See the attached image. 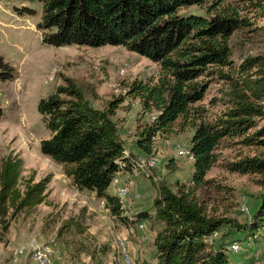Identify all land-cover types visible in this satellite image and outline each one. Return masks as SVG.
<instances>
[{"label":"trees","instance_id":"16d2710c","mask_svg":"<svg viewBox=\"0 0 264 264\" xmlns=\"http://www.w3.org/2000/svg\"><path fill=\"white\" fill-rule=\"evenodd\" d=\"M22 1L40 5L37 28L43 45L122 47L158 66L154 83L133 81L127 88L128 96L138 97L142 116L156 112L155 119L145 122L134 141L138 150L149 154L154 137L166 135L174 127L192 129L188 187L179 186L172 192L159 185L152 201L153 214L138 212L127 218L130 222L150 218V227L159 225L152 241L154 264H233L226 254L227 241L241 233L245 241L264 238V192L250 220L241 226L228 219L207 217L203 202L195 197L199 187L217 186L205 175L216 161L214 150L223 140L237 139L242 146L264 149V55L246 57L233 66L227 43L233 32L249 24L247 14L241 17L238 13L258 11L263 16L264 2L242 0L241 7L226 6L217 12L220 0ZM203 5L214 15L180 13ZM214 77L225 88L218 101L223 108L212 117L198 104ZM11 78L12 69L0 58V82ZM214 101H210L211 106ZM121 103L122 98H117L95 109L72 81L64 79L63 85L36 104L49 135L39 142V153L59 165L76 190L104 200L116 217L121 216L120 204L108 188L112 178L129 171L132 158L124 155L112 121ZM21 168L17 157L8 156L0 163V217L8 209L14 216L47 203L49 178L36 183L28 179L20 190ZM224 168L229 173L264 176V155L243 157L225 163ZM71 228L78 235L83 232L76 222L69 221L61 225L57 236ZM213 233L217 239L211 238Z\"/></svg>","mask_w":264,"mask_h":264},{"label":"rangeland","instance_id":"374dc122","mask_svg":"<svg viewBox=\"0 0 264 264\" xmlns=\"http://www.w3.org/2000/svg\"><path fill=\"white\" fill-rule=\"evenodd\" d=\"M241 1L220 0L217 12L226 6L241 7ZM180 13L214 15L206 5L188 7ZM40 14L37 2L0 0V58L12 69V78L0 82V163L8 156L21 159L20 190L28 179L36 183L49 178L45 190L47 203L14 216L8 209L0 217V264H35L32 248L41 245L56 251L51 264H126L120 253L123 249L129 264H154L152 241L159 225L150 227V218L140 222H130L127 218L138 212L153 214L152 201L159 185H165L172 192L179 186L188 187L192 160L179 156L177 149L189 151L192 129L174 127L170 133L154 137L149 154L138 150L134 141L149 116H142L138 97L128 96L127 88L133 81L154 83L159 75L158 66L122 47L43 45L37 28ZM245 14L250 18L249 24L233 32L227 41L233 66L246 57L264 55V15L257 11L240 12L238 16ZM64 79L72 81L95 109L122 98L112 121L119 138L124 140L125 151L132 158L149 156L158 162L153 170H138L137 176L130 178L134 182L132 187L136 182L138 185L135 189L129 188L119 217L109 212L104 200L76 190L62 174L61 167L39 153V142L49 135L36 112V104L63 85ZM224 85L215 77L209 81L198 104L207 115L213 117L223 108L218 101ZM213 99L215 103L211 106ZM237 141L225 139L217 146L213 152L216 161L205 175L206 180L217 186L199 187L195 197L203 202L207 217L228 219L241 226L250 220L264 192V176L229 173L224 164L243 157L262 156L264 149L245 147ZM135 149L140 153L132 151ZM108 193L113 194L111 186ZM240 206L248 208V215L240 212ZM69 221L76 222L82 234L71 228L58 237V229ZM136 223H141L142 229L135 230ZM228 242L240 246L237 253L226 252L231 263L264 264V238L245 241L241 233Z\"/></svg>","mask_w":264,"mask_h":264},{"label":"built area","instance_id":"2783aa9c","mask_svg":"<svg viewBox=\"0 0 264 264\" xmlns=\"http://www.w3.org/2000/svg\"><path fill=\"white\" fill-rule=\"evenodd\" d=\"M145 115V114H144ZM149 120L153 121L156 116V112H151L148 114ZM177 154L179 156H183L187 158L188 160H192V156L190 152L184 148H178L177 149ZM124 155L128 156L127 152L124 151ZM130 169L128 172H126L123 176H115L112 178L110 182V186L112 188L113 195L116 197L120 204V211H123V199L129 192V188L132 187L133 183L130 178L133 177L135 178L137 176V171H149L153 170V168L158 166V162L156 159L149 157V156H142L137 159L135 158H130ZM148 173V172H147ZM135 184H138L136 182ZM240 212H242L245 215H248V208L244 206H240ZM142 229V224L141 223H136L135 230H140ZM211 236H216L215 233H213ZM227 249L231 253H237L240 249V246L235 243V242H226ZM122 258L126 264H129V261L127 260L126 253L123 250L120 251ZM53 254H56V251L53 250L50 246L46 245H41V246H34L32 248V256H33V261L35 264H51L50 259Z\"/></svg>","mask_w":264,"mask_h":264},{"label":"crops","instance_id":"0c3cea01","mask_svg":"<svg viewBox=\"0 0 264 264\" xmlns=\"http://www.w3.org/2000/svg\"><path fill=\"white\" fill-rule=\"evenodd\" d=\"M122 141H123V144H124V140H123V138L121 137L120 138ZM132 151H135L136 153H140L139 151H137L136 149L135 150H132ZM138 185V184H137ZM133 189H135L136 188V184H135V187H132ZM133 189H131V191L133 190ZM130 193V192H129Z\"/></svg>","mask_w":264,"mask_h":264}]
</instances>
